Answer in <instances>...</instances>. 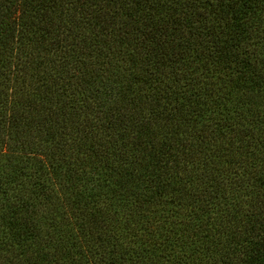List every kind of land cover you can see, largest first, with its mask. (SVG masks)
<instances>
[{
	"label": "trees",
	"instance_id": "trees-1",
	"mask_svg": "<svg viewBox=\"0 0 264 264\" xmlns=\"http://www.w3.org/2000/svg\"><path fill=\"white\" fill-rule=\"evenodd\" d=\"M0 264H264V0H0Z\"/></svg>",
	"mask_w": 264,
	"mask_h": 264
}]
</instances>
